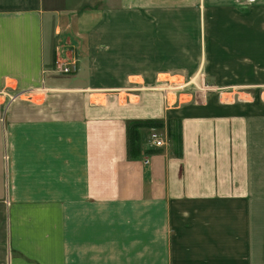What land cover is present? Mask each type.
Here are the masks:
<instances>
[{
	"label": "crops",
	"instance_id": "obj_1",
	"mask_svg": "<svg viewBox=\"0 0 264 264\" xmlns=\"http://www.w3.org/2000/svg\"><path fill=\"white\" fill-rule=\"evenodd\" d=\"M204 14L228 35L198 74L245 98L166 108L156 78L187 73ZM16 92L35 97L0 96V264H264V0H0ZM172 119L180 155L162 128L128 157V121Z\"/></svg>",
	"mask_w": 264,
	"mask_h": 264
},
{
	"label": "rangeland",
	"instance_id": "obj_2",
	"mask_svg": "<svg viewBox=\"0 0 264 264\" xmlns=\"http://www.w3.org/2000/svg\"><path fill=\"white\" fill-rule=\"evenodd\" d=\"M204 17V26L195 31L193 30V35L195 37H198L201 41L200 45H198L197 48L193 47L192 44L189 43L191 38L188 33L187 54L181 56L183 59L187 58V73L181 76L161 74L156 78V85L154 86V88L159 90L163 94V100L166 108L168 105H170L171 108L178 104H199L203 102V100H208L211 97L217 99L222 104H226L228 101L226 100V97L229 98V96L225 97V95L228 94L233 95V98L229 99V102H232L233 100L235 101V103H239L242 102L245 98L243 94H237L228 91L225 86H223V89L217 88L216 86H214V82L209 77L206 78L198 74V71L202 69L204 65L209 64L208 58L210 57V55H216L215 51L218 47L214 44H205L204 42H206V40H212V37H222L228 35L227 28L224 27V23H218L212 18L208 19L206 18V14H204ZM220 25H222V27H220ZM240 31L241 29L231 30L229 35H233V33L234 35H241ZM165 33L167 35L166 37H169V40L172 43V50L169 54V62L170 64H175L176 61L180 58V56L176 52L177 45L173 44V42L178 39V29L171 28L170 30H166ZM196 57L198 59H196ZM23 94L31 93L16 92L13 94L9 93V96L5 94L8 105L18 101L26 103L27 101L25 100V98L21 96ZM29 101L30 100H28V102ZM28 104L33 105L31 103ZM162 140L164 139L162 138Z\"/></svg>",
	"mask_w": 264,
	"mask_h": 264
},
{
	"label": "trees",
	"instance_id": "obj_3",
	"mask_svg": "<svg viewBox=\"0 0 264 264\" xmlns=\"http://www.w3.org/2000/svg\"><path fill=\"white\" fill-rule=\"evenodd\" d=\"M165 128L168 140L176 155L181 154V126L178 119L164 123L160 120H132L126 123L127 154L131 159L142 153L143 131Z\"/></svg>",
	"mask_w": 264,
	"mask_h": 264
},
{
	"label": "built area",
	"instance_id": "obj_4",
	"mask_svg": "<svg viewBox=\"0 0 264 264\" xmlns=\"http://www.w3.org/2000/svg\"><path fill=\"white\" fill-rule=\"evenodd\" d=\"M54 71L61 75H70L74 72V68H71L64 60L61 58L55 59L53 63ZM5 95L4 93H0V96ZM35 94H23L21 95L25 100H33ZM149 141L154 147H162L163 142L160 135L156 131H151L149 134Z\"/></svg>",
	"mask_w": 264,
	"mask_h": 264
},
{
	"label": "bare ground",
	"instance_id": "obj_5",
	"mask_svg": "<svg viewBox=\"0 0 264 264\" xmlns=\"http://www.w3.org/2000/svg\"><path fill=\"white\" fill-rule=\"evenodd\" d=\"M171 91V90H170ZM172 92V91H171ZM227 96V95H226ZM230 99H232L233 97L232 96H229Z\"/></svg>",
	"mask_w": 264,
	"mask_h": 264
}]
</instances>
